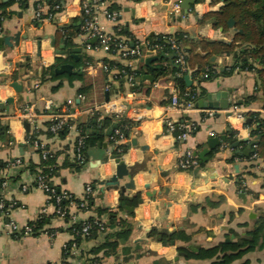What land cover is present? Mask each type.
Segmentation results:
<instances>
[{"label": "crops", "instance_id": "crops-1", "mask_svg": "<svg viewBox=\"0 0 264 264\" xmlns=\"http://www.w3.org/2000/svg\"><path fill=\"white\" fill-rule=\"evenodd\" d=\"M2 1L7 7L0 18V124L6 130L0 133V178L6 185L0 186V196L5 201V210L0 213V264H61L65 246L73 244L69 217L57 216L46 193L35 185L39 168L34 172L29 165L41 162L37 145L57 154L59 170L51 182L75 197L77 201L70 212L79 222L98 218L99 208H109L118 218L132 222L129 239L121 241L115 255L103 257L102 251L97 254L102 257L101 264H213L212 259H187L177 247L185 245L192 251L210 248L227 239L231 241L235 233L246 235L264 218V160L252 158L253 151L246 154L249 144L259 137L251 135L256 128L251 114L264 119L263 90L254 70L224 73L233 66L234 54L208 44L231 41L234 28L223 31L199 21L206 13L218 11L222 1L196 0L186 8V0H105L97 14L99 25L107 33L118 35L123 30L127 35L118 36L131 41V47L152 35L183 33L189 38L185 48L191 51L187 55L190 68L212 65L217 75L211 79L202 77L204 73L198 79L194 73L191 75L192 83L187 86L200 85L205 95L193 100L191 109L180 113L169 106L174 88L181 95L175 76H155L162 65L158 55L146 63V52L140 58L125 60L102 50L97 39L82 30L81 0H57L63 11L56 19L43 21L36 17L34 0L25 5L17 0ZM176 1L181 5L179 14L171 10ZM112 4L117 6L115 10L109 9ZM105 10L117 12V21L109 19ZM68 57L71 62L64 64H71L73 69L64 74H84L83 80H69L67 76L42 80L43 68L56 64L57 58ZM118 63L135 71L143 69L144 74L136 77L133 88L124 75L115 73V77L113 72L105 71V64L121 68ZM148 75L153 79H147ZM132 89L147 98L144 101L149 111L139 122L137 132H130V141L123 144L128 147L120 159L113 154L111 137L117 129V121H113L104 138L87 148L84 163L77 169L72 167L77 163L73 156L77 122L86 121L90 115L76 114L78 121L63 137L48 133L50 115L67 108L71 112L85 108L106 97L130 100ZM206 101L213 102V106ZM222 102H228V107L222 108ZM235 105L242 109L245 122L234 115ZM25 106L36 116L35 125L18 116L19 109ZM167 119L177 125L193 124L188 138H178L181 130L177 135L175 131L168 132ZM34 133L37 135L32 141ZM188 150L197 154L200 162L194 170L183 171L178 163ZM15 160L21 164L13 165ZM119 164L126 166L127 173L115 182L112 177ZM88 184L93 188V201L81 210L78 204L86 199ZM137 195V206L120 208L123 196ZM42 214L50 220L40 234L14 232L12 224L21 231ZM100 217L106 221L108 215ZM152 228L183 231L190 240L164 245L148 237ZM107 232L83 239L69 256L68 264H91L88 259L93 255L89 251L105 241ZM246 261L264 264V250L249 252L231 264Z\"/></svg>", "mask_w": 264, "mask_h": 264}, {"label": "trees", "instance_id": "trees-1", "mask_svg": "<svg viewBox=\"0 0 264 264\" xmlns=\"http://www.w3.org/2000/svg\"><path fill=\"white\" fill-rule=\"evenodd\" d=\"M22 5H25L28 0H17ZM201 2L203 0H197ZM222 1L218 11H213L206 13L199 20L201 25L207 23L212 24L216 29H222L226 31L230 28L229 21L233 20L232 27L235 30L233 38L231 41H212L208 42L211 47L219 49L220 51L230 52L234 54V64L228 69L224 70V73H231L232 71L238 69L240 71H256L258 76L259 83L263 90L264 97V0H212L213 3ZM51 6L56 3H59L57 0H49ZM7 4L3 3L0 0V10L1 16L5 13ZM117 6L112 4L110 10H115ZM1 23V22H0ZM118 35H127L124 34L123 30H119ZM174 37L179 48L176 49L172 46L170 38ZM130 40V39H129ZM189 38L185 37L183 33H174V34H158L149 36L145 41L149 44L150 47L154 45H160L161 49L158 51V59L162 63L161 68L155 72V76H161L165 74H172L175 76L177 84L180 90V98L182 100H195L203 95H205V89L201 86H191L188 87L184 76L177 77L176 73L179 71V67L176 64V58L178 56L179 50H182L187 53L191 52L186 49L185 46ZM131 42V41H129ZM128 42V43H129ZM98 44V43H97ZM70 61L68 57L66 59L57 58L56 64L49 67L43 68L41 78L42 80L49 79H61L65 76L56 74L55 69ZM190 59H188V63ZM82 62H79L81 64ZM166 63V64H164ZM122 69L126 71L130 70L127 66L118 63L117 64ZM192 65V64H190ZM192 67V66H191ZM208 72V79L215 77L217 72L213 73V67L210 65L207 68H199L193 74L195 79H198L201 74ZM136 77H142L144 74L143 69H137L135 71ZM69 80L84 79V74H73L67 76ZM251 120L255 123L256 128L252 129V136H259V139L253 149L252 154H257L260 158L264 160V119L257 116V114H251ZM113 121H117L115 128L120 129L125 136H129L131 128L136 124L127 118H119L116 116H104L99 118V114H94L87 118L84 122H77V129L83 135H85L83 153L85 154L87 148L97 144L101 141L105 134L106 129L110 127ZM69 124H72L69 123ZM69 125H66L62 130L59 131V136H65L69 132ZM6 130L5 126L0 124V133H3ZM180 131H175L174 134H179ZM49 134H52L48 130ZM37 133H34L32 136V141L36 138ZM128 146H121L122 152H118L117 149L113 150L115 158L120 159L122 154L126 151ZM41 155V150L39 151ZM56 157L57 154H54L48 159L44 160L41 157V162L38 165L30 164V169L50 175H56L58 173L59 167L56 166ZM76 161V160H75ZM77 162V161H76ZM78 163V162H77ZM72 165L76 169L80 167V163ZM84 163V162H83ZM81 163V164H83ZM192 171V170H190ZM3 178H0V186L3 182ZM50 183V182H49ZM52 184V182H51ZM56 188V187H55ZM58 191L59 189L56 188ZM88 206L92 204L93 198L91 195L86 197ZM140 201V195H137L133 198L122 197L120 208L124 209L127 206H137ZM53 202V201H52ZM68 201H63L62 205H65ZM107 213L108 217L105 221V230H108L105 236V241L100 243L97 246H94L89 251L90 255H93L88 259L91 264H101L102 257L97 256L98 253L102 251L103 257L115 255L118 252L119 245L121 241H126L129 239L132 232V222L127 219H120L109 210V208H99L98 215L99 219L103 214ZM68 219V216H65ZM95 218L90 219L92 222ZM50 218L44 214L41 215L34 222L29 224L33 226V234L38 235L45 230L46 225L48 224ZM81 228L80 224H74L70 227L72 233L79 231ZM98 226H95L90 229V233L87 236H82L81 234H76L74 236L73 242L79 244L83 239L95 238L102 231L99 230ZM110 230V231H109ZM148 237L158 239L164 245H171L177 241L189 242L190 238L183 231H173V232H162L156 228H152L148 232ZM178 252L184 253L187 259H212L213 264H231L235 260L242 259L246 254L256 250H264V218H260L254 227V229L248 231L246 235L242 236L237 233L234 234V239L230 242H220L219 244L212 246L210 248H200L197 251H192L185 245H179L177 247ZM247 264V261L242 263Z\"/></svg>", "mask_w": 264, "mask_h": 264}, {"label": "built area", "instance_id": "built-area-1", "mask_svg": "<svg viewBox=\"0 0 264 264\" xmlns=\"http://www.w3.org/2000/svg\"><path fill=\"white\" fill-rule=\"evenodd\" d=\"M35 2V12L36 17L40 20H53L56 19L57 16L60 14V12L63 11L62 5L60 3H56L53 6L50 5L49 0H34ZM105 0H81V17H82V30L85 35L96 38L97 39V45L104 50L107 53H113L120 56L122 59L125 60H131L133 58H140L144 52L153 51L155 54H158V51L161 49L160 45H154L153 47H150L149 44L146 41H138L136 42L134 47L129 46V43L119 37L115 34H109L107 33L102 26L99 25L97 14L101 10V7L104 5ZM51 8V9H50ZM45 10H48L45 13ZM172 12L173 14H179L181 12V5L180 1L174 2L172 6ZM105 14L107 17L113 21H117L118 13L117 12H111L108 10H105ZM2 19V16L0 17ZM170 41L172 42V46L176 49L179 48L178 44L176 43V40L174 37L170 38ZM176 64L179 67V71L176 73L177 77H182L184 75H187L189 71L191 70L188 59H187V53L179 50L178 56L176 58ZM105 71H107L109 74L113 72L114 74L117 73L118 75H124L127 79L128 84L133 88L135 85L136 80V74L135 69L133 67L130 68L129 71H126L125 69L118 68L113 65L105 64L104 65ZM208 72L204 73L202 77L206 78L208 77ZM115 77L117 75L115 74ZM110 86L107 87L109 89ZM128 96L131 97L130 100H120L118 98L108 99L105 101H102L97 104H93L90 106H86L85 108H79L75 109L71 112L67 108V110L64 111H55L53 112L50 117L51 120L48 124V130L54 134L57 135L60 130H62L66 125H69V128L73 126L78 120L75 119L76 114L80 115H94L99 114V118H102L104 116H116L119 118H127L131 120L132 122L136 123L132 128L130 132L136 133L137 132V126L139 122L147 115L149 111V107L145 104V99H147L145 96L141 97L137 89H132ZM193 100H182L177 92V89L174 88L171 95V103L170 108L172 110H175L176 112H184L193 107ZM232 111L234 115L241 120L242 122H245L246 118L243 114L242 109L239 106H233ZM18 116L32 125L36 124V116L31 112V110L25 106L19 109ZM212 114V112H209ZM72 124H69L71 123ZM193 127V124H181L177 125L171 120L165 121V128L168 132H174L177 130H181L182 133L178 136V138L185 140L189 136V130ZM85 135L81 134L78 130L77 139L74 144V150H73V156L75 160L79 163L84 162V141H85ZM113 139L114 148L117 149L118 152H122L121 146L127 142L130 141L129 136H125L120 129H116L114 132V135L111 137ZM125 142V143H124ZM37 145V144H36ZM39 149L41 150V157L42 159L46 160L49 157L53 155V152L50 148L44 146V145H37ZM252 158H258L257 154H253ZM199 157L197 154H195L192 150H188L186 154L179 160L178 166L183 171H190L194 170L199 166ZM13 165H20V160H15ZM51 173L45 174L42 172H39L36 176V183L35 185L42 189L49 199L50 203L55 207V214L57 216L65 218V216L69 217V221L71 226L74 224H80L81 228L79 231H75L73 235L81 234L82 236H87L90 233V229L98 226L100 231L104 232L105 230V221L101 218H95L92 222L90 220H85L79 222L77 217L75 215H72L70 212V208L73 204L76 203L75 197L65 191V190H56V188L51 184V179L53 175H50ZM50 182V183H49ZM6 185V181L4 180L1 183V187H4ZM27 188L25 187L24 190ZM92 185L88 184L85 189V193L87 196L91 195L92 193ZM53 201V202H52ZM63 201H68L65 205H62ZM79 208L81 210L87 209L88 203L86 199H82L81 202L78 204ZM5 210V201L2 196H0V213ZM41 215L39 216V218ZM12 228L14 232L20 233V234H33V226L30 224H27L23 230L19 231L17 226L15 224H12ZM77 243L73 242L71 246L66 245L65 246V257L63 258L61 264H68L69 263V256L71 253H73V250L77 247Z\"/></svg>", "mask_w": 264, "mask_h": 264}, {"label": "water", "instance_id": "water-1", "mask_svg": "<svg viewBox=\"0 0 264 264\" xmlns=\"http://www.w3.org/2000/svg\"><path fill=\"white\" fill-rule=\"evenodd\" d=\"M4 1H8V0H4ZM195 1L196 0H186L185 1V3L183 4V6L184 7H189V4H191V3H195ZM233 25V20H230L229 21V26L231 27ZM74 51L76 52V51H78V49H74ZM156 58V54L153 52V51H148L147 52V58H145V61H146V63H149L150 61H152V60H154ZM72 69H73V66L71 65V64H64V65H61L59 68H57L56 69V73L57 74H64V73H71L72 72ZM196 71V69H191L190 71H189V73L185 76V80H186V83L188 84V85H190L191 83H192V81H191V75L194 73ZM146 78L147 79H150V80H152L153 78H152V76H150V75H148V76H146ZM210 98H212V97H210ZM209 98V99H210ZM106 100H108V97H106ZM204 103H207V105L209 106V107H212L213 106V102H211V101H209V102H204ZM221 107L222 108H227L228 107V102H222L221 103ZM26 127H28V124L26 123ZM223 138V140L225 141L226 140V137L225 136H223L222 137ZM259 139V137L257 138V140ZM257 140H253L250 144H249V150H248V153L246 152V154H249V152H252L253 151V149H252V146L254 145V144H256L257 143ZM216 143H217V141H215ZM215 142H213L212 144H211V147L212 148H214L215 147ZM237 143V142H236ZM236 143L235 144H233V146L234 145H236ZM127 173V168H126V166L124 165V164H119L118 166H117V168H116V173H115V175L112 177V180L113 181H117V179H118V177H120V176H122L123 174H126ZM132 183L130 182L129 183V185H131ZM228 241H230L229 239H227L226 240V242H228ZM193 249H199L198 247H194ZM180 255H182V254H180Z\"/></svg>", "mask_w": 264, "mask_h": 264}]
</instances>
